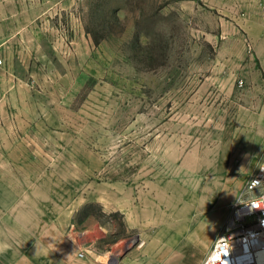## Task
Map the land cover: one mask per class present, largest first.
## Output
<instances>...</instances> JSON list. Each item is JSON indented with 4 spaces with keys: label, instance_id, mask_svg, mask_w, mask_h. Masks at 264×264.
<instances>
[{
    "label": "rangeland",
    "instance_id": "374dc122",
    "mask_svg": "<svg viewBox=\"0 0 264 264\" xmlns=\"http://www.w3.org/2000/svg\"><path fill=\"white\" fill-rule=\"evenodd\" d=\"M77 2L83 65L20 72L0 97V183L91 230L108 264L186 224L210 252L264 160V34L237 0Z\"/></svg>",
    "mask_w": 264,
    "mask_h": 264
},
{
    "label": "crops",
    "instance_id": "0c3cea01",
    "mask_svg": "<svg viewBox=\"0 0 264 264\" xmlns=\"http://www.w3.org/2000/svg\"><path fill=\"white\" fill-rule=\"evenodd\" d=\"M237 1L246 12L238 25L258 42L264 34V0ZM77 8V0H0V56L4 60L0 97L4 98L5 91L16 96L22 84L17 76L20 72L38 66L54 70L56 64L65 72H75L83 65L85 39ZM90 44L87 38L88 47ZM261 47L264 65V45ZM9 189L0 183V191L15 201L0 203V264H108L102 261L103 255H91L85 249V237L91 230L74 231L66 212L53 214L51 209L37 208L34 200L20 201L18 192ZM203 232L202 226L183 225L167 236V246H163L162 237V242L150 245L147 253L155 255L123 257L116 264H201L209 252L207 245L200 244ZM181 239L189 240L190 248L173 249L171 243ZM201 245L199 255L191 256Z\"/></svg>",
    "mask_w": 264,
    "mask_h": 264
},
{
    "label": "built area",
    "instance_id": "2783aa9c",
    "mask_svg": "<svg viewBox=\"0 0 264 264\" xmlns=\"http://www.w3.org/2000/svg\"><path fill=\"white\" fill-rule=\"evenodd\" d=\"M3 65L4 60L0 56V67ZM262 167H264V160L260 168ZM260 168L246 182L244 197L230 205L225 232L216 239L202 264H205L210 255L219 251L220 245L225 242L221 238H228V242L233 245V251L229 257L230 264H239L240 259L245 257H247V264H261L260 256L264 255V223H262L264 209L253 210L248 205L252 201L261 202V198L264 197V189L249 187L252 180L258 179L264 182V171Z\"/></svg>",
    "mask_w": 264,
    "mask_h": 264
},
{
    "label": "clouds",
    "instance_id": "9594fccd",
    "mask_svg": "<svg viewBox=\"0 0 264 264\" xmlns=\"http://www.w3.org/2000/svg\"><path fill=\"white\" fill-rule=\"evenodd\" d=\"M261 171H264V167L260 168ZM249 187L251 189L253 188H260L264 189V182L260 180H252L250 182ZM262 204H264V197L261 198V202L252 201L248 205H250L251 209L257 210V209H264L262 208ZM264 223V222H262ZM225 242L220 245V249L217 252H214L212 255L208 257V260L205 262V264H230V255L233 251V245L232 243L228 242V238H221ZM261 264H264V255L260 256ZM239 264H247V257L241 258L239 261Z\"/></svg>",
    "mask_w": 264,
    "mask_h": 264
},
{
    "label": "water",
    "instance_id": "95a60500",
    "mask_svg": "<svg viewBox=\"0 0 264 264\" xmlns=\"http://www.w3.org/2000/svg\"><path fill=\"white\" fill-rule=\"evenodd\" d=\"M117 263V260H112L111 262H110V264H116Z\"/></svg>",
    "mask_w": 264,
    "mask_h": 264
}]
</instances>
